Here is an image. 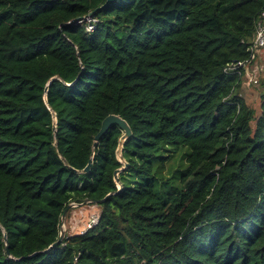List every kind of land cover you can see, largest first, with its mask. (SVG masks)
I'll list each match as a JSON object with an SVG mask.
<instances>
[{"label": "trees", "instance_id": "obj_1", "mask_svg": "<svg viewBox=\"0 0 264 264\" xmlns=\"http://www.w3.org/2000/svg\"><path fill=\"white\" fill-rule=\"evenodd\" d=\"M105 1L0 0V264H264V79L257 108L239 93L264 0L70 25ZM109 115L132 133L118 193L120 129L92 148ZM69 204L98 222L48 250Z\"/></svg>", "mask_w": 264, "mask_h": 264}, {"label": "water", "instance_id": "obj_2", "mask_svg": "<svg viewBox=\"0 0 264 264\" xmlns=\"http://www.w3.org/2000/svg\"><path fill=\"white\" fill-rule=\"evenodd\" d=\"M115 1H117V0H106L104 2V4L102 6H100L98 9L88 13L85 16L73 19L70 22V25H76V24H79L81 22H84L87 18L93 17L94 14L96 13V11H101V10L105 9L107 6H109L110 4L114 3ZM112 126H117L120 129L121 133H122L120 138H119V140H118V144H117V147H116V150H115V157H116L117 162L121 165V168L115 170L114 173H113V180H114V182H115V184L117 186V191L115 193H118V192H120L122 190V186L118 182V175L128 168V164L123 158V147H124L125 142L127 140H129L131 138V136H132L131 129H130L129 125L122 118H120L118 115H109V116H107L101 122L100 129H99V131L97 132V134L94 137L92 148H93V152H94V148L97 146V143L99 142V140L102 138V136H104V134ZM54 130H55V122H54ZM91 163H92V161L89 160V162L86 165V167L82 171H80V173L86 174L87 172H89L90 167H91ZM115 193L108 194L102 200L94 202V204L98 205L100 203H103L106 199H108L110 196L114 195ZM91 203L92 202L88 201V202H85L84 204H91ZM75 206H78V205L69 204L67 206V208L63 211V214L61 216V224H63V221L65 219V215H66L67 211L69 209H71L72 207H75ZM63 237H64V231L60 227V233H59L58 240L55 243H53L49 247L48 250L58 246L61 243ZM5 253L8 255L7 248H6Z\"/></svg>", "mask_w": 264, "mask_h": 264}, {"label": "rangeland", "instance_id": "obj_3", "mask_svg": "<svg viewBox=\"0 0 264 264\" xmlns=\"http://www.w3.org/2000/svg\"><path fill=\"white\" fill-rule=\"evenodd\" d=\"M246 74L247 75L244 77V81L241 84L239 93L248 103L257 108L259 92L261 90L260 86L257 87V84H260L259 80L261 78L264 79V50L256 54L255 62L247 68ZM254 80H257L258 83L254 84ZM124 178L131 180L126 176H124ZM80 208L81 207L75 206L69 209V211H71L69 218L64 219L63 224L60 225L61 229L64 231V234L66 231L67 233H76L86 230V227L83 230L81 228L84 227V224L87 226V218L90 219V216L94 214L95 211H97V208L94 206H91V208L85 209L84 211H80Z\"/></svg>", "mask_w": 264, "mask_h": 264}, {"label": "built area", "instance_id": "obj_4", "mask_svg": "<svg viewBox=\"0 0 264 264\" xmlns=\"http://www.w3.org/2000/svg\"><path fill=\"white\" fill-rule=\"evenodd\" d=\"M85 31L86 33H92L95 29L97 19L94 17L87 18L85 21ZM264 50V11L261 13L259 20L256 25V32L253 40V45L250 48L252 57ZM241 64H238L240 66ZM254 84L257 83V80L253 81ZM98 220L97 217L92 214L86 226V230L96 226ZM86 230L81 231V234H84Z\"/></svg>", "mask_w": 264, "mask_h": 264}]
</instances>
